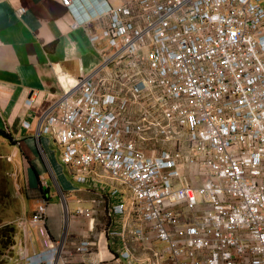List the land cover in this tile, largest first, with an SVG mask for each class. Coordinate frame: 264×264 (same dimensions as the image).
<instances>
[{
  "label": "built area",
  "instance_id": "obj_1",
  "mask_svg": "<svg viewBox=\"0 0 264 264\" xmlns=\"http://www.w3.org/2000/svg\"><path fill=\"white\" fill-rule=\"evenodd\" d=\"M96 19L99 31L86 35L99 67L62 75L38 133L76 182H95L100 165L130 193L107 212L112 224L135 218L118 264H264V0H131ZM96 214L76 209L92 222ZM47 215L44 201L17 222L45 232ZM94 246L82 239L75 250ZM74 255L48 240L21 258L70 264Z\"/></svg>",
  "mask_w": 264,
  "mask_h": 264
},
{
  "label": "crops",
  "instance_id": "obj_2",
  "mask_svg": "<svg viewBox=\"0 0 264 264\" xmlns=\"http://www.w3.org/2000/svg\"><path fill=\"white\" fill-rule=\"evenodd\" d=\"M128 1L71 0L66 8L60 0H0V129L14 140L11 146L15 152L11 153H16V158L11 175L20 187L16 194L19 214L11 222L15 250L6 264H25L21 254L43 251L48 240H62L65 251L75 254L70 264L119 262L120 250L125 247L124 223L128 219L129 228L135 218L119 215L112 224L107 212L112 205L128 201L130 193L113 182L100 165H94L90 173V178L100 174L95 182H76L61 163L53 140L38 129L39 114L63 92L62 75L77 78L99 67L100 55L89 43L86 30L97 33L102 21L96 17L107 6ZM18 9L25 10L21 16L16 14ZM33 96L37 101L26 105ZM113 189L118 192L112 194ZM44 201L48 207L45 232L32 222H17L19 217L30 219ZM79 207L97 209L94 221L78 217ZM82 239H95L98 247L77 253L75 246ZM131 244L142 251L139 243Z\"/></svg>",
  "mask_w": 264,
  "mask_h": 264
},
{
  "label": "rangeland",
  "instance_id": "obj_3",
  "mask_svg": "<svg viewBox=\"0 0 264 264\" xmlns=\"http://www.w3.org/2000/svg\"><path fill=\"white\" fill-rule=\"evenodd\" d=\"M3 139L4 138L0 135V225L11 223L15 216L19 214L20 209L16 195L20 188L18 185L19 182L18 179L16 180L15 175H11L13 169L12 162L14 158H16V153L15 155L11 153V151L15 152L14 148L11 146L12 143L8 140L3 142ZM10 157L12 158L11 160ZM103 242L101 241L100 245H102ZM1 264H3V261Z\"/></svg>",
  "mask_w": 264,
  "mask_h": 264
},
{
  "label": "trees",
  "instance_id": "obj_4",
  "mask_svg": "<svg viewBox=\"0 0 264 264\" xmlns=\"http://www.w3.org/2000/svg\"><path fill=\"white\" fill-rule=\"evenodd\" d=\"M0 135L6 138L12 144L14 143L12 136L5 129H0ZM0 230V261L2 260L3 264H6L9 262L10 258L13 257V246L15 244V230L12 223H5L0 225Z\"/></svg>",
  "mask_w": 264,
  "mask_h": 264
}]
</instances>
